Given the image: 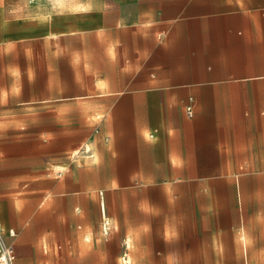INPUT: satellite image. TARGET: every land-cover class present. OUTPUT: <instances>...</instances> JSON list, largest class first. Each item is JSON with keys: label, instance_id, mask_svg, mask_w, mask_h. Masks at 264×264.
<instances>
[{"label": "crops", "instance_id": "obj_1", "mask_svg": "<svg viewBox=\"0 0 264 264\" xmlns=\"http://www.w3.org/2000/svg\"><path fill=\"white\" fill-rule=\"evenodd\" d=\"M0 51L97 63L93 93L53 100L96 117L74 153L90 144L87 172L128 181L139 234L192 252L195 210V259L264 260V0H0Z\"/></svg>", "mask_w": 264, "mask_h": 264}, {"label": "rangeland", "instance_id": "obj_2", "mask_svg": "<svg viewBox=\"0 0 264 264\" xmlns=\"http://www.w3.org/2000/svg\"><path fill=\"white\" fill-rule=\"evenodd\" d=\"M86 42L95 44L96 39L89 36ZM48 56L0 51V222L15 232L5 237L15 250V264H264L195 259V210L185 211L187 230L194 236L184 239V247L194 248L192 252L173 251L161 238L145 237L131 227L128 206L135 197L128 192V181L97 179L87 172L85 161L95 154L88 143L89 153L80 150L72 158L95 130L96 117L82 115L80 103L53 100L93 93L92 78L85 72L94 73L97 63L72 68L71 62L48 61ZM6 93L15 99L2 98ZM54 165L62 171L56 172ZM6 188L8 193L2 194ZM142 198L152 204L168 202L152 188ZM181 200L195 208V181L185 183ZM102 205L110 216L106 232Z\"/></svg>", "mask_w": 264, "mask_h": 264}, {"label": "built area", "instance_id": "obj_3", "mask_svg": "<svg viewBox=\"0 0 264 264\" xmlns=\"http://www.w3.org/2000/svg\"><path fill=\"white\" fill-rule=\"evenodd\" d=\"M186 114L188 116L192 115L191 107L186 108ZM83 152H88L89 150L86 148L80 149ZM79 152V151H78ZM78 152L73 154V157L75 155H78ZM109 226V220L107 218H103V230L106 232ZM15 250L12 245L8 244L5 241V236L2 235L0 231V264H15Z\"/></svg>", "mask_w": 264, "mask_h": 264}, {"label": "bare ground", "instance_id": "obj_4", "mask_svg": "<svg viewBox=\"0 0 264 264\" xmlns=\"http://www.w3.org/2000/svg\"><path fill=\"white\" fill-rule=\"evenodd\" d=\"M89 149H90V148H89ZM74 152H75V151H74ZM53 167H54L53 169H54L55 171H61V170L63 169L61 165H54ZM0 231H1V233H2L3 236L8 235L9 237H12V236L15 235V232H14V230H12V229H9V230H7V231H4L3 228L0 227Z\"/></svg>", "mask_w": 264, "mask_h": 264}]
</instances>
